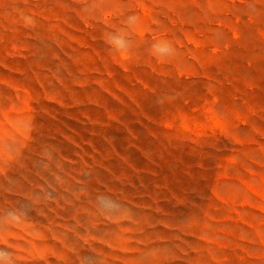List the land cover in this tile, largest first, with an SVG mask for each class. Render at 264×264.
I'll list each match as a JSON object with an SVG mask.
<instances>
[{"label":"rangeland","instance_id":"obj_1","mask_svg":"<svg viewBox=\"0 0 264 264\" xmlns=\"http://www.w3.org/2000/svg\"><path fill=\"white\" fill-rule=\"evenodd\" d=\"M0 264H264V0H0Z\"/></svg>","mask_w":264,"mask_h":264}]
</instances>
